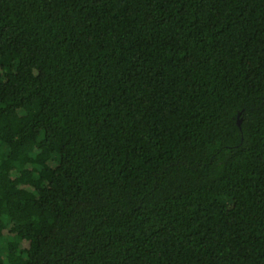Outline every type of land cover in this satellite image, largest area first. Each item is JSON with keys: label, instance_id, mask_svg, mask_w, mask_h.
<instances>
[{"label": "trees", "instance_id": "trees-1", "mask_svg": "<svg viewBox=\"0 0 264 264\" xmlns=\"http://www.w3.org/2000/svg\"><path fill=\"white\" fill-rule=\"evenodd\" d=\"M0 264H264V0H0Z\"/></svg>", "mask_w": 264, "mask_h": 264}, {"label": "water", "instance_id": "water-1", "mask_svg": "<svg viewBox=\"0 0 264 264\" xmlns=\"http://www.w3.org/2000/svg\"><path fill=\"white\" fill-rule=\"evenodd\" d=\"M239 125H241V122L239 123Z\"/></svg>", "mask_w": 264, "mask_h": 264}]
</instances>
